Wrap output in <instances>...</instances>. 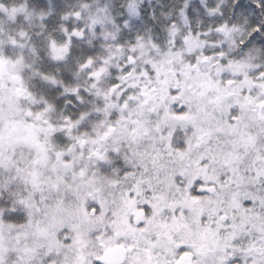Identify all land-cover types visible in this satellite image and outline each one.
<instances>
[{
    "label": "snow or ice",
    "instance_id": "1",
    "mask_svg": "<svg viewBox=\"0 0 264 264\" xmlns=\"http://www.w3.org/2000/svg\"><path fill=\"white\" fill-rule=\"evenodd\" d=\"M0 264H264V0H0Z\"/></svg>",
    "mask_w": 264,
    "mask_h": 264
}]
</instances>
